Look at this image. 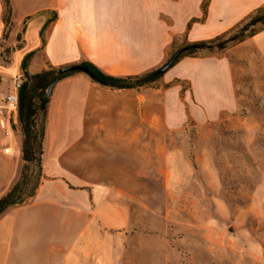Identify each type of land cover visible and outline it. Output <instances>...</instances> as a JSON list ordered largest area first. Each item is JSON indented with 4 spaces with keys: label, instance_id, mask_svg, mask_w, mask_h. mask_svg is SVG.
Wrapping results in <instances>:
<instances>
[{
    "label": "crops",
    "instance_id": "1",
    "mask_svg": "<svg viewBox=\"0 0 264 264\" xmlns=\"http://www.w3.org/2000/svg\"><path fill=\"white\" fill-rule=\"evenodd\" d=\"M9 1L12 30L5 23L6 0H0V39L6 42L0 51L11 49L17 71L10 73L11 62L0 66L8 75L0 73L7 80L1 79L0 84V125L6 115V130L5 99L13 80L24 76L21 64L28 53L35 52L28 64L30 75L81 61H90L114 76L137 75L162 65L174 45L213 39L264 6V0H210L204 15V0ZM48 22L43 43L42 30ZM246 46L249 50L241 49ZM253 56L264 64V29L221 53L183 59L162 77L161 88L112 90L86 74L58 83L48 104L45 178L34 197L0 216V264H90L93 247L102 242L103 224L93 210L98 192L94 179L87 175L75 183L53 169L71 149L66 136L76 130V125L74 129L63 126L62 120L73 116L82 120L92 89L95 98L103 100V93L108 94L103 110L109 117L140 119L143 107L155 119L159 103L160 116L179 127L188 118L210 120L237 112L238 74L245 68L242 63ZM59 89L64 90L61 96ZM100 128L108 134L126 130L122 126ZM5 148L11 153H5ZM22 165V142L16 140L15 131L10 138L0 130V197L14 185Z\"/></svg>",
    "mask_w": 264,
    "mask_h": 264
},
{
    "label": "rangeland",
    "instance_id": "2",
    "mask_svg": "<svg viewBox=\"0 0 264 264\" xmlns=\"http://www.w3.org/2000/svg\"><path fill=\"white\" fill-rule=\"evenodd\" d=\"M11 55V49L0 51L1 67ZM259 63L257 56L242 63L239 110L216 119L188 118L175 127L160 116L159 103L155 119L143 107L140 119L109 117L103 110L108 94L95 98L92 89L82 120H62L71 128L73 119L76 130L66 136L71 149L54 171L75 183L91 176L98 188L93 210L103 224L102 242L93 247L90 264H264V64ZM8 67L17 71L14 61ZM17 78L22 81L23 73ZM1 123L4 134L6 115ZM121 126L124 134L100 128ZM13 128L23 143L19 120Z\"/></svg>",
    "mask_w": 264,
    "mask_h": 264
},
{
    "label": "trees",
    "instance_id": "3",
    "mask_svg": "<svg viewBox=\"0 0 264 264\" xmlns=\"http://www.w3.org/2000/svg\"><path fill=\"white\" fill-rule=\"evenodd\" d=\"M209 2L210 0H204L203 2L202 9L204 15L207 13ZM6 7L7 17L5 23L8 26L11 18V5L9 0H6ZM195 21L197 20L195 19L192 22ZM48 25L49 22L42 30L43 43L45 41L43 31ZM189 27H191V23ZM257 27L260 28L257 30ZM262 29H264V6L253 11L231 30L213 39L186 42L180 46L174 45L171 53L162 65L141 74L131 76L111 75L90 61H81L59 67L51 66L49 69L30 75L27 72L28 64L35 55V52L28 53L21 64V68L24 71V79L22 80L19 92L18 114L23 134V165L18 181L7 193L0 197V216L9 208L22 205L34 197L42 180L45 178L44 157L50 98L44 106V97L46 91L52 84L56 86L66 79L79 74H86L94 83L112 90L157 88L162 77L183 59L203 57L201 55L203 52L206 55L221 53L253 37ZM36 99H39L41 103H36ZM39 118L41 119L40 124H38ZM33 167L36 169L35 171H33Z\"/></svg>",
    "mask_w": 264,
    "mask_h": 264
},
{
    "label": "built area",
    "instance_id": "4",
    "mask_svg": "<svg viewBox=\"0 0 264 264\" xmlns=\"http://www.w3.org/2000/svg\"><path fill=\"white\" fill-rule=\"evenodd\" d=\"M2 83V80L0 78V84ZM22 82L19 79H15L13 81V87L12 91L6 96L5 99V108L9 115L8 118V129L5 132L6 137H13L14 134V128L13 125H18V114H19V92L21 89ZM4 152L7 154L11 153L10 148H5Z\"/></svg>",
    "mask_w": 264,
    "mask_h": 264
},
{
    "label": "water",
    "instance_id": "5",
    "mask_svg": "<svg viewBox=\"0 0 264 264\" xmlns=\"http://www.w3.org/2000/svg\"><path fill=\"white\" fill-rule=\"evenodd\" d=\"M84 72H86V70H84ZM54 87H55V84H52V85L48 88V90H47V92H46V95H45V97H44V106L46 105L47 100L51 97L52 92H53V90H54Z\"/></svg>",
    "mask_w": 264,
    "mask_h": 264
},
{
    "label": "bare ground",
    "instance_id": "6",
    "mask_svg": "<svg viewBox=\"0 0 264 264\" xmlns=\"http://www.w3.org/2000/svg\"><path fill=\"white\" fill-rule=\"evenodd\" d=\"M76 117H77V118H76ZM76 117H75V119H77V120H78V119H79V118H78V116H76ZM68 119H69V117H68ZM70 120H71V119H70ZM74 121H75V120H74ZM69 122H70V123L72 122V124H70V125H72L73 127L71 126V128H73V129H74V128H75V127H74V126H75V124L73 125V119H72L71 121H69ZM75 122H77V121H75ZM67 123H68V121H67ZM76 124H77V123H76ZM67 125H68L67 127H69V124H67ZM73 129H72V130H73ZM72 130H71V131H72Z\"/></svg>",
    "mask_w": 264,
    "mask_h": 264
}]
</instances>
